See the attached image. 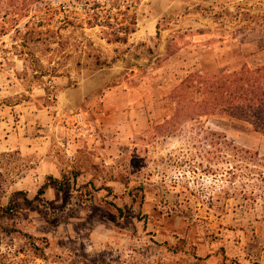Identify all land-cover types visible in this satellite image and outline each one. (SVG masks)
<instances>
[{"label":"rangeland","instance_id":"1","mask_svg":"<svg viewBox=\"0 0 264 264\" xmlns=\"http://www.w3.org/2000/svg\"><path fill=\"white\" fill-rule=\"evenodd\" d=\"M116 1L0 0L2 201L17 203L7 224L49 243L42 259L4 237L0 264H264V134L177 105L192 75L264 63V0H126L127 43L80 27L88 4ZM58 27L62 46L36 40ZM112 91L149 100L147 131L123 140L101 123L99 145L77 141L81 108L59 106Z\"/></svg>","mask_w":264,"mask_h":264},{"label":"trees","instance_id":"2","mask_svg":"<svg viewBox=\"0 0 264 264\" xmlns=\"http://www.w3.org/2000/svg\"><path fill=\"white\" fill-rule=\"evenodd\" d=\"M35 1L43 3V0ZM121 1L117 0L114 4L118 7H112L118 9L116 13H113L111 7L107 8V5L98 2L88 4L85 8L87 17L82 19L80 27L84 28V25L90 28L101 27L104 38L109 42L127 43L129 37L137 31L138 17L136 14H130V7L126 0H123L127 5L126 9H122ZM55 14L57 13L55 12ZM17 16L18 14L14 13V18ZM68 19L66 17L65 21H68ZM68 23L73 25L72 21H68ZM26 27H29V24ZM61 29L62 27H58L56 30L50 28L46 31L35 30L36 40L47 42L50 49L54 44L62 46ZM24 53L25 51H22L20 55L22 56ZM26 71H24V74L27 73ZM19 75H22V73ZM45 75L41 73L39 77ZM191 77V84L182 85V88H186V92L178 96V106H184L185 108V105L189 104L186 110L197 111L196 116L200 119L209 115H227L233 119L246 122L255 131L264 134V63L250 66L247 62H244L235 70H226L225 68L214 75L201 76L195 74ZM49 80L51 81V78ZM194 95L196 96L195 101H193ZM41 193H45L43 188L40 190ZM19 194L23 195L24 193L15 191L13 196ZM38 196L39 194L36 198ZM2 198L3 191L0 189V246L4 237L17 235L28 239V251L34 257L46 259V250L49 243L25 233L14 223L7 224V221L14 220L18 215L16 211L17 203L14 199H11L9 204L5 205ZM25 200L28 203L33 201L29 198H25ZM41 242L45 244L42 245Z\"/></svg>","mask_w":264,"mask_h":264},{"label":"crops","instance_id":"3","mask_svg":"<svg viewBox=\"0 0 264 264\" xmlns=\"http://www.w3.org/2000/svg\"><path fill=\"white\" fill-rule=\"evenodd\" d=\"M100 99L105 103V106H99V102L96 106H59V113L62 110L81 108L91 115L94 127L96 125L99 128L102 123V128H106L113 138L116 136L118 139H129L130 136L140 135L147 131L150 125L149 118L155 109L149 104L146 97L143 95L131 96V93L127 92L121 96L112 91ZM167 118L168 116L164 119ZM89 121L91 122V120ZM94 145H99V141Z\"/></svg>","mask_w":264,"mask_h":264},{"label":"built area","instance_id":"4","mask_svg":"<svg viewBox=\"0 0 264 264\" xmlns=\"http://www.w3.org/2000/svg\"><path fill=\"white\" fill-rule=\"evenodd\" d=\"M70 133L77 141H97L99 134L83 110L73 113L70 121ZM94 144V143H93Z\"/></svg>","mask_w":264,"mask_h":264}]
</instances>
